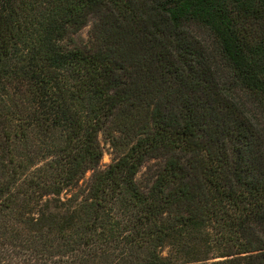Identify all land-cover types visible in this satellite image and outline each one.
<instances>
[{"label": "trees", "instance_id": "trees-1", "mask_svg": "<svg viewBox=\"0 0 264 264\" xmlns=\"http://www.w3.org/2000/svg\"><path fill=\"white\" fill-rule=\"evenodd\" d=\"M205 263L264 264V0H0V264Z\"/></svg>", "mask_w": 264, "mask_h": 264}, {"label": "rangeland", "instance_id": "rangeland-1", "mask_svg": "<svg viewBox=\"0 0 264 264\" xmlns=\"http://www.w3.org/2000/svg\"><path fill=\"white\" fill-rule=\"evenodd\" d=\"M94 22L95 19L90 18L88 23L78 33L74 35V41L77 46L81 48H85L86 46L87 47L89 46L90 35L92 33ZM198 34L200 37H202V39L206 40L208 44H211L212 40L208 38L205 33L199 31ZM98 140L103 151V156L98 167V169L101 170V169H105L109 164H111L115 160L117 153L112 150V147L109 144V141L105 134L100 133L98 136ZM156 164H157L156 160H149L140 168L138 174L136 175V181L138 185H140L142 188L148 184L146 179L147 173L150 170L155 169ZM90 177H91V172L89 171L83 177L82 182H87L90 179Z\"/></svg>", "mask_w": 264, "mask_h": 264}]
</instances>
